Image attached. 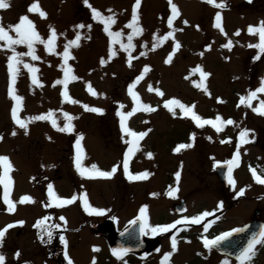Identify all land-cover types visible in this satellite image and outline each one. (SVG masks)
<instances>
[{
	"label": "rangeland",
	"instance_id": "obj_1",
	"mask_svg": "<svg viewBox=\"0 0 264 264\" xmlns=\"http://www.w3.org/2000/svg\"><path fill=\"white\" fill-rule=\"evenodd\" d=\"M6 2L10 7L0 9V25L13 39L17 36L9 26L19 23L22 16H28L34 23L45 43L51 29H55L57 36L51 53L46 50L45 43L33 44L38 59L27 54L26 43L9 47L5 41H0V137H3L0 156H6L11 147L16 151L15 169L13 160L8 157L12 165L8 176L12 175L16 184L12 198L17 199L19 194L31 197L25 180L31 174L28 169L33 166L37 178L50 180L53 192L54 189L63 191L68 199L86 196L92 207L105 210L104 215H89L81 201H74L54 211L52 222L60 225L62 230L67 229V255L73 264H93L94 259L96 264H162L164 255L172 252L173 236L177 239V250L167 264H223L225 260L228 264H239L205 249L203 240L215 239L217 235L251 221L264 224V185L257 184L249 170L255 168L258 174H264V116L252 110L264 101V93H257L250 107L240 103V98L255 91L264 79V53L248 46L259 43V36L247 31L249 26H258L264 21V0H217L226 4L223 9H217L205 0H172L179 10L172 28L168 26V18L172 15L168 0H141L137 12L142 33L133 36L130 53L121 45L126 46L128 36L132 34L127 25L131 22L135 0H88L102 17H114L115 23L109 30L122 34L114 43L104 31V24L92 18V8L86 6L85 0H38L46 18L28 11L36 0ZM218 11L227 35L214 27ZM81 24L85 27L79 28ZM170 31L174 33L173 37L164 40ZM237 31L239 35H235ZM77 34L80 40L69 48L70 58L65 64V45L75 40ZM228 41L232 42L231 50L223 47ZM176 43L180 48L171 62L166 63ZM13 49L22 54L13 85L15 93L22 97L19 118L27 120L52 112L58 126L63 127L66 123L63 114L68 113L74 117L71 132L57 131L50 121L37 120L28 124L26 134L25 129L14 123L11 110L15 102L8 94V58ZM110 49L112 56H109ZM25 65L38 69L35 75L39 84H33V74ZM65 67H70V75L77 77L69 80L66 89L63 84L56 83L64 79ZM145 67L149 68L146 73ZM198 68L210 75L202 79L200 72L195 71ZM141 73L143 79L133 91L142 103L156 110L137 111L125 123L137 133H147L138 143L139 150L129 158V172L133 175L147 172L149 175L145 179L129 180L124 174L123 156L129 147L127 141L132 138L121 131L117 112L127 114L135 106L128 88ZM201 83L210 95L196 86ZM89 85L96 95L88 91ZM150 86L152 91H149ZM65 90L77 103L64 99L61 93ZM157 90L163 96L158 95ZM171 99L194 106L195 114L205 120L220 116L223 121L231 119L234 123L222 124L219 132L208 124L197 127L191 115H185L178 106L172 105V111L164 107ZM83 105L99 108L102 113L86 111ZM244 130H248L247 143L240 139ZM13 131L15 135H12ZM79 137H82L80 143L84 154L82 166L90 168L95 164L101 171H111L113 166H118L111 178L87 179L78 174L75 145ZM180 144H191L192 147L176 152ZM237 150L240 161L232 172L235 188L229 184L224 188L214 165H218L217 162L227 165ZM177 172H180L178 181ZM58 176L65 177L64 181L55 183L54 178ZM39 179L35 180L37 185ZM48 184L42 182L40 185L41 191H47L46 199L50 201ZM240 189L245 192L237 196ZM169 191L173 194L168 195ZM181 203L185 207L183 212H178L176 208H181ZM221 203L223 207L218 208ZM142 207L146 208L148 223L153 227L203 212L210 215L199 224L185 222L167 233L149 232L145 238L153 243L152 253L142 260L135 256L114 259L106 242L97 237L89 225H84L85 222L109 220L112 229L120 231L131 219L140 216ZM256 212L259 217H255ZM20 213L24 217L23 224L29 227L31 224L25 221V216L30 221L34 215L29 218L22 207ZM37 213L40 217L39 210ZM205 225H208L207 232ZM27 232L25 230L26 238ZM94 248L99 251H93ZM26 250L27 264H39L34 246H27ZM41 256V264H50L44 253ZM250 264H264V246H256V256Z\"/></svg>",
	"mask_w": 264,
	"mask_h": 264
},
{
	"label": "snow or ice",
	"instance_id": "obj_2",
	"mask_svg": "<svg viewBox=\"0 0 264 264\" xmlns=\"http://www.w3.org/2000/svg\"><path fill=\"white\" fill-rule=\"evenodd\" d=\"M169 5L171 7V13L172 15L168 18V26L169 28H172L173 21L174 19L178 16L179 10L177 6L172 3V0H168ZM205 2L209 5H212L213 7L217 9H223L226 7V4L223 2H217V0H205ZM250 2V0H249ZM86 6L89 8H92L90 4H88V0H85ZM141 5V0H135V5L132 9V17H131V22L127 25L128 28L132 29V34L128 36V44L121 45V47L124 48L126 52L130 53V50L133 48L132 44V39L133 36L142 33V28L139 27V18H138V12L137 10L139 9ZM10 7L9 3L6 2V0H0V9H7ZM28 11L30 13H38L41 18H46L47 14L40 9L38 0L34 2L30 7L28 8ZM92 18L94 20H99L104 24V31L107 33V35L112 38V42L114 43L117 38H119L122 34L120 32H112L110 31V25L115 23V19L113 16H108L107 18L102 17L101 13L96 10L95 8H92ZM187 23V22H185ZM79 28L85 27L83 24L78 25ZM214 27L217 29H220L222 34L227 35L226 32H224V29L222 27V16L221 13L218 11L215 15V24ZM9 29L14 31L16 33L17 38L13 39L12 36L9 35L8 30H6L2 25H0V41H5L6 44L11 47L12 45L15 44H21V43H26L27 47L29 49V52L27 53L28 55L32 56L33 59H38V57L35 55L34 49H33V44L36 42H41L45 43L44 41L41 40V37L35 30V25L34 23L28 18V16H22L20 17L19 23H17L14 26H9ZM248 33L250 35L253 34H258L259 36V43L255 45H248L249 47H255L258 48L260 53H264V21H260L258 26H249L247 29ZM239 31L235 33V35H239ZM174 33L172 31L168 32L165 37H163L164 40L169 39L170 37H173ZM56 32L55 29H51V35L50 38L47 40L45 43V48L46 50L51 53L53 51V44L54 41L56 40ZM80 40L79 34H77L76 39L70 41L67 45H65L64 53H63V59L65 64H67L69 57V48L72 47L73 45H77V42ZM232 42L228 41L223 47L228 48L231 50L232 48ZM155 48V44L153 45ZM180 48V44L176 43L175 47L173 49V53L168 56V59L166 60V63H170L172 60V57L175 53L176 50ZM13 54L8 58V70H9V76H10V84H9V89H8V94L10 98L15 102L14 107L11 110V115L14 123L18 125L21 129H25V132L27 134V126L30 122L37 121V120H48L51 122V125L54 129L60 132H71L73 130V125L71 121L74 119V117L70 116L68 113H64V118L66 123L64 124L63 127H59L57 124V121L53 118V113L49 112L46 115H38L34 117H29L27 120L21 119L18 116V113L21 111L22 107V97L17 95L14 91L13 85L15 84L16 77H17V65L21 63L20 56L22 55L21 53L15 52L13 49ZM113 53L111 49L109 50V56H112ZM141 55H144V53H141ZM259 58V56L257 57ZM131 62V56L129 57V63ZM101 63L103 64L104 61L101 60ZM25 67L28 69L30 73H32V82L33 84H39V81L35 75V73L38 71L35 67H32L31 65H25ZM64 71V79L63 80H58L56 81L57 84H63L65 86V89L67 88V84L69 80H75L77 77L70 75L72 73V69L70 67H65L63 69ZM149 68L145 67L144 72H148ZM195 71L200 72V76L202 79H206L208 73L203 72L202 69H196ZM143 79V73L140 74L136 78V81L131 84L128 88V93L132 97L134 107L130 112L127 114L117 112V115L120 117V127L121 131L126 134L127 136L131 137L132 139L127 141L129 144V147L127 151L124 153L123 156V170L125 176L129 180H140V179H145L148 177L149 173L143 172L139 173L136 175H133L129 172V158L134 154V152L138 151V143L140 139H142L145 135H147L146 132H140L137 133L133 130H131L129 127L126 125V121L128 120L129 117L134 115L137 111H145V112H153L156 109L153 108L150 105L144 104L141 102L139 95L133 91V89L136 87V84L139 83L140 80ZM199 88H202L203 91L208 93V89L201 83L196 85ZM152 87H149V91H152ZM88 91L96 95V93L93 91L91 88V85L88 86ZM257 93H264V79L261 80L260 86L253 92H250L247 97H241L240 98V103L244 104L246 107L251 106V100L257 96ZM157 94L160 96H163V93L157 90ZM210 95V93H208ZM61 95L64 97L66 101H69L73 104L77 103V101L72 100L69 97V94L67 90L63 91ZM218 102H223L222 100H219ZM172 105H176L179 107V109L185 113V115H191V119L196 123L197 127H202L205 124L211 125L217 132L221 131V126L222 124H233L234 121L229 119L227 121H223L220 116H217L215 120H205L199 115L195 114L194 112V106L189 107L186 106L185 104L181 103L177 99H171L165 102L164 107L167 108L169 111H172ZM84 109L89 112H95V113H102V110L99 108H93L89 107L88 105H83ZM123 107V105H121ZM256 114L264 116V101H261L260 105L256 108L252 109ZM173 115H175V112H173ZM16 133L13 131L12 135H15ZM248 136V130H244L240 133V139L241 142L247 143L248 140L246 137ZM194 138V136L192 137ZM3 137H0V140H2ZM82 137L77 138L76 140V158H75V168L78 172V174L82 178H87V179H95V178H111L113 174L118 170V166H113L111 171H101L97 165L93 164L91 165L90 168L88 167H83L82 166V158H83V149L81 148V141ZM223 142V141H222ZM239 144L237 145V149H239ZM192 147L191 144H180L177 146L175 149L176 152H179L181 149L185 148H190ZM149 157H151V154H148ZM240 157H239V151L237 150V153L233 155L232 159L227 161V182L230 186L235 188V180L232 176V172L234 167H237L239 165ZM219 164V162H217ZM216 165H214L215 167ZM0 167L3 168V175H0V184L4 186L5 192L3 196V202L5 205H7V211L8 212H13L15 210V204L14 202L9 198V189L12 185V180L8 176V173L12 171V165L8 157L6 156H0ZM250 172L252 174L253 180L257 184L264 185V174H258L257 169L251 168L250 167ZM176 179L177 181L180 178V172H177L176 174ZM245 192V189H240L236 194L237 196H242ZM48 193L49 196L52 198V202L55 203V206L61 207V206H66L72 204L74 201L77 200V196H73L70 199H61L59 197L53 196V190H52V185H48ZM173 191H169L168 195H172ZM79 199L82 202L83 208L85 212H87L89 215H104L105 210L104 209H98L92 207L86 199V196H81ZM34 202L31 197L29 196H23L20 200V203H32ZM52 206V204L46 205V207ZM223 205L222 203L218 205V208H222ZM210 213L208 212H203L202 214L193 216V217H185L183 220H177L172 224H166V225H160V226H150L148 223V217L146 215V208L142 207L140 209V216L138 219L141 221V227L140 231L142 235H146L149 232L152 234H157V233H167L171 229L176 228L177 225L179 224H184L185 222L190 223V224H199L201 223L202 219L209 216ZM62 221L65 220L64 217L60 218ZM50 220V217L45 216L42 219L38 220L36 224L34 225L36 228L41 230V239H43V235L46 234L48 237L49 242L52 239V229L53 228H59L60 225H49L47 221ZM66 222V221H65ZM135 221H133L134 223ZM18 224H23V221L17 222ZM14 224H8L4 229H0V239H3L5 236V233L8 231V229L14 227ZM208 230V225L204 226V231L207 232ZM244 229L242 228H235L232 229L231 231L224 232L222 235H218L215 237V239H204L203 240V245L206 249H211L214 245H219L221 241L227 240L230 236L233 235V233H238L242 232ZM60 242L62 244H65L66 246V240L63 236L60 237ZM261 245L264 246V227H261L258 235H254L249 241L247 246L237 255L236 259L239 262V264H250L251 261L254 260L256 256V246ZM171 248L172 252L166 253L163 257L162 264H167L169 261L171 255L177 250V239L175 236L171 238ZM93 251H99L98 248H94ZM128 252V249L125 248H119V249H113L112 254L115 256L118 260H122L124 255H126ZM17 255H19L17 253ZM65 259L68 261V264H73V262L69 259L67 252H65ZM0 264H4V257L0 255ZM93 264H96L95 259L93 260ZM223 264H228V260L223 261Z\"/></svg>",
	"mask_w": 264,
	"mask_h": 264
},
{
	"label": "flooded vegetation",
	"instance_id": "obj_3",
	"mask_svg": "<svg viewBox=\"0 0 264 264\" xmlns=\"http://www.w3.org/2000/svg\"><path fill=\"white\" fill-rule=\"evenodd\" d=\"M8 150L9 151L6 154V157H11V160H13L12 161L14 165L13 167L15 169L17 165V160L15 159L16 151L12 147L8 148ZM28 170H30L31 174L27 176V179L25 181L27 182V187L30 188V192H32L30 196L34 202L20 203V200L23 197L22 194H19L18 197H16L17 199L15 200L12 198V191L15 188L16 184L14 183L12 179L13 176L9 175V177L12 180V185L9 189V198L14 202L15 210L11 213L8 212L7 205H5L3 202V196H4L5 189H4V186L0 184V229H4L8 224L15 225L14 227L8 229L3 239H0V255L4 257V264H27L28 260L26 257V252H27L26 248L27 246H34L35 253H36V256L38 257L37 260L39 264L42 263L41 262L42 253H44V256H46L49 259L48 262L50 264L51 263L52 264H68V261L65 259V252H67V250L69 249V244L66 241V246H65V244H62L60 242L61 236H63L66 240L67 229L62 230L60 228H53L52 229V232H53L52 239L49 242L46 234H44L43 239H41V230L34 226L38 220L42 219L45 216L50 217V220L47 221L49 225H55V223H53L52 220L54 219V211L56 210V208H59V207L55 206V203L52 202V198L50 201L46 199L47 191H41L42 188L40 184H42V182L51 184L50 180L46 177H42V179L37 178V175L35 174V170H33V166L30 167ZM0 175H3V173H1ZM36 179H39L38 181H40L38 185L36 184V181H35ZM64 179L65 177L61 179V176H58L57 178H54L55 180L54 182L55 183L58 181L61 182V181H64ZM73 186L74 185L72 183V187ZM54 191L55 192H53V196L59 197L61 199L69 198L67 195L63 194V191L59 192L55 189ZM77 197L78 198L76 201L80 202L81 200L79 199V195H77ZM50 203L52 204V206L46 207V205ZM81 205H82V202H81ZM21 207L25 211V214L26 215L28 214L29 218L32 215H34V217L30 219V221L26 218L27 216H25V221L31 224L29 227L25 224L21 225L17 223L19 221L24 222V217H22V214L20 213ZM37 210H39V212L41 213L40 217H38L39 213H37ZM80 213H83V211ZM84 225L85 226L89 225L90 228H92V226H98L96 230L98 234L99 233L113 234L116 232L112 229L111 223L109 220L108 221L105 220L104 223L98 222V223L88 224V222H85ZM25 230H28L27 233L29 234V236L27 238L25 235ZM219 235H222V234H219ZM151 245L153 248V243H151ZM17 253L19 255H17ZM70 260L72 261V259Z\"/></svg>",
	"mask_w": 264,
	"mask_h": 264
},
{
	"label": "water",
	"instance_id": "obj_4",
	"mask_svg": "<svg viewBox=\"0 0 264 264\" xmlns=\"http://www.w3.org/2000/svg\"><path fill=\"white\" fill-rule=\"evenodd\" d=\"M215 173L221 183L224 186H227L226 176L228 174L227 167L224 165H219L215 169ZM184 203H181V208H176L178 212H183ZM256 217H259V214L255 213ZM141 221L135 220L130 223L126 228H124L119 234L110 233L104 234L106 242H108L109 249L112 253L113 249L125 248L128 249L126 255L131 253L136 254L139 257H147L150 254V244L147 240L144 239V235L140 231ZM261 227H264L262 222H251L248 225L242 227L244 231L233 233L227 240L221 241L219 245H214L212 248L221 255L226 256L227 258H232L237 260V255L247 246L248 241L254 236L258 235Z\"/></svg>",
	"mask_w": 264,
	"mask_h": 264
}]
</instances>
